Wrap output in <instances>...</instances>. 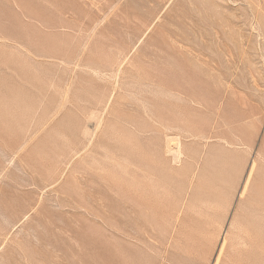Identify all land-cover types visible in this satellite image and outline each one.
I'll list each match as a JSON object with an SVG mask.
<instances>
[{"label":"rangeland","instance_id":"1","mask_svg":"<svg viewBox=\"0 0 264 264\" xmlns=\"http://www.w3.org/2000/svg\"><path fill=\"white\" fill-rule=\"evenodd\" d=\"M0 264H264V0H0Z\"/></svg>","mask_w":264,"mask_h":264},{"label":"bare ground","instance_id":"2","mask_svg":"<svg viewBox=\"0 0 264 264\" xmlns=\"http://www.w3.org/2000/svg\"><path fill=\"white\" fill-rule=\"evenodd\" d=\"M172 154H173V158H174L173 160H178L182 153H181V150L179 148H176L175 150H173Z\"/></svg>","mask_w":264,"mask_h":264}]
</instances>
